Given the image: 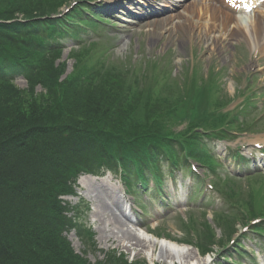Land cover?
I'll list each match as a JSON object with an SVG mask.
<instances>
[{
	"label": "trees",
	"instance_id": "obj_1",
	"mask_svg": "<svg viewBox=\"0 0 264 264\" xmlns=\"http://www.w3.org/2000/svg\"><path fill=\"white\" fill-rule=\"evenodd\" d=\"M54 2L0 0V65L22 66L31 95L0 77V264H92L64 236L70 226L94 246L93 233L67 219L60 199L74 193L80 172L118 165L139 172L150 160V147H158L154 159L159 147L161 154H172L173 142L187 141L196 154L195 127L188 137L171 125L196 109L189 104L186 110L183 96L154 91L150 84L136 90L128 71L95 72L81 61L61 80L64 66L57 67L54 56L37 43V32L28 37L33 19L52 13ZM37 85L46 92L38 95ZM211 234L208 230L205 239ZM96 264L146 262L112 252Z\"/></svg>",
	"mask_w": 264,
	"mask_h": 264
},
{
	"label": "rangeland",
	"instance_id": "obj_2",
	"mask_svg": "<svg viewBox=\"0 0 264 264\" xmlns=\"http://www.w3.org/2000/svg\"><path fill=\"white\" fill-rule=\"evenodd\" d=\"M105 1L112 7L111 12H107V14L113 18L111 17V20L105 25L101 35L90 34L89 38L93 40L92 43L99 42L98 44L103 46L108 43L113 46V52H111V58L109 59L112 60L110 63L111 67L115 65L119 70H125V68L129 69V63H136L140 65L137 68H145L146 73H150L148 74L147 78L149 80L147 82L152 84L153 88L156 89L158 87L157 90L163 88L166 94L172 96L181 95L187 100L190 98L193 87H195L194 82L197 81V79L194 80V76H198L202 84L206 79H209V81L213 79L217 82L216 86L213 87L215 89L212 88L213 99L224 104L229 98L234 97V102L230 108L235 107L242 101L239 96L242 91L245 93L257 90L259 93H264V59L259 61V66L254 70L248 68L246 63L249 61L248 56L253 54V50L247 46L243 38L230 42L226 38H220L219 34L212 33V36L219 38L217 45L213 38L205 36V27L203 31L201 30L200 37L197 34L199 29L184 31L181 27H177V23L181 21L179 16L158 21L159 23L154 21L153 23L146 24L147 22H141L143 19H135L134 12H138L139 10L135 8L136 5L134 3L130 2L128 4L130 7L126 8L127 3H124V6H122L119 0ZM64 7L65 5L57 8V10L62 11ZM94 11L98 13L99 10L96 9ZM126 14L131 17V20L137 21L139 24L119 20L118 17L121 16L129 21L130 17H126ZM76 17L79 16L76 15ZM184 17L185 15H183V19ZM202 21L207 24L208 18L206 17ZM105 35H108V37H105ZM87 44L88 42L75 43L72 39L65 42L66 47L59 62L66 65L67 73L61 74V79L65 78L74 69L72 54L81 51L82 47ZM78 49L80 50L78 51ZM154 56H157L159 60L161 57L162 61L152 66L151 58ZM196 68L200 69V73H194V69ZM213 72H218L215 78ZM143 75L141 74V76ZM14 81L17 87L20 90H24V94L29 98L31 96L29 92L30 86L26 78L22 74L15 73ZM155 89L154 91H156ZM35 92L39 95L45 93L46 89L42 85H37ZM255 102L254 106L251 107V114L248 113V115L252 119H256L259 128L263 129L264 94L255 99ZM188 107L189 103L184 108ZM249 116L248 118H250ZM181 122L176 123V128L182 129L186 125V123ZM235 139L232 140V143L228 140H214L210 144L214 145L215 148L210 147L216 152V155L224 159V164L230 170V173L236 170V173L247 174V171L253 170L255 164L252 163V168L248 169L244 167L239 171L240 166L231 157L232 155L229 151L234 150V146H240L246 155L247 153L260 154L254 150V144L256 141L261 142L264 140V133H252L251 135L236 137ZM247 148L251 149L246 152ZM170 169L168 164L163 166L166 187H168L164 197L159 196L157 198L156 192L151 191L154 198L147 199L148 202L144 199L147 203V211L142 218L138 219L141 224H147L148 230L139 228L129 219H126L127 225L125 228L131 231L135 230L142 238L146 239L147 244L144 248L134 247L131 243L127 241L121 242L118 238L115 241H107L102 236L104 229L108 230L112 227L97 216L100 202L96 201L94 193L101 189L103 192L101 191L99 195L100 197L102 195V198L106 200V204L120 203L126 211L125 205L129 206L134 201L128 194L123 196L122 191H124V187L120 180L110 172L101 177L81 174L77 187L78 196L63 198L64 202H69L72 206V209L66 212L65 216L69 219L74 217L75 213L80 212L82 220L94 231L96 242L92 246L85 242L81 236L79 237L73 228L68 226L65 229L64 235L71 242L75 251L88 259L92 264L108 258V254L111 251L122 252L130 260H146L149 264H194L197 260H201L205 264V261H208L210 257L216 264H227L219 256H214L213 252L221 248L222 241H227L230 238L228 234L231 232L227 234V225L219 226L214 220V216L221 212L229 218L236 211H239L238 208L235 207L232 211L228 212L232 207L231 201L227 200V197H223L221 192L217 190L209 191L208 197L203 201L200 197L201 189L194 193V188H192L193 183L195 182V187H201V184L198 183V180L192 174L187 173L183 176L184 173H171ZM201 170L203 171V169ZM246 174L243 176L245 177ZM234 184L231 187H234L235 194H238L241 189V192L244 193L241 198H235L240 204L243 202L242 199H250L251 197L250 202L253 203L256 195L257 197L264 196V187L262 188L264 186V175L258 176L255 179L253 178L251 182L242 181ZM231 187L229 188L230 191H232ZM251 188H255L258 192L251 191ZM248 190L250 195L247 193ZM103 193L106 197L103 196ZM145 197L147 196L145 195ZM235 217L237 215L233 218ZM208 230H211L213 236L205 240ZM192 241H195L196 244L200 243L202 248L209 249L211 247L210 254L205 256L200 254L196 247L188 245ZM261 241H264V238L252 232L249 233V241L246 242V246L249 249H255L257 248L255 247L256 244L261 243ZM170 242H173L174 245H171ZM210 242L211 244L212 242L213 244H217L213 246ZM185 243L186 246H184ZM163 251L170 252L172 254L171 257H163ZM184 253H191L192 258L185 260L182 257ZM224 255H227V261L229 262L231 259H237L234 247ZM257 260L259 264H264V255H259ZM243 263L253 264L246 258L243 259Z\"/></svg>",
	"mask_w": 264,
	"mask_h": 264
},
{
	"label": "bare ground",
	"instance_id": "obj_3",
	"mask_svg": "<svg viewBox=\"0 0 264 264\" xmlns=\"http://www.w3.org/2000/svg\"><path fill=\"white\" fill-rule=\"evenodd\" d=\"M205 16H208V19L210 18L211 24L214 23L211 30H217L223 35L229 34L231 37H234V39L230 38L229 40L238 41L241 37H245V39L249 41L252 37L253 43L256 44V46L260 44L259 48L263 49L264 52V38H261L263 37L262 31L264 30V16L255 15L252 22H247V24L244 25L241 21H238L233 14L227 11V6L225 9L222 8L218 11V9L214 5H211L207 0H195L189 10L188 20L179 25H181V28L184 31H194L191 29H199L197 34L200 37L201 30L205 27L204 22H202V19ZM252 16L253 14L250 15V17ZM211 30L209 29V33L206 32L208 36H211ZM101 191L102 190L99 189L94 193L96 201L100 202L97 216L105 221V223H109L108 225L112 227L108 230L104 229L102 236L105 237L107 241H115L118 238L121 242L127 241L134 247H146L147 241L144 237L142 238L135 230L131 231L125 228L127 222L122 205L116 202L112 203V205L106 204V200L102 198V195L101 197L99 195ZM103 196L106 197L104 193ZM172 243L170 242L171 245H174V243ZM119 253L123 254L122 252ZM162 255L163 257L170 258L172 254L168 251H163ZM182 257L187 260L192 258V254L184 253ZM202 262L203 261L201 260H197L194 264H204ZM205 263H207V261H205Z\"/></svg>",
	"mask_w": 264,
	"mask_h": 264
}]
</instances>
